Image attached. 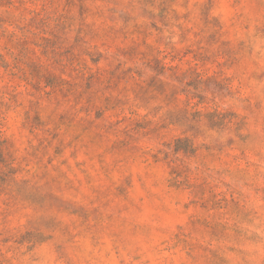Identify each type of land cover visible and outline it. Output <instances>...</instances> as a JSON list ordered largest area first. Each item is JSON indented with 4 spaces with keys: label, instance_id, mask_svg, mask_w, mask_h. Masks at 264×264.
<instances>
[{
    "label": "rangeland",
    "instance_id": "obj_1",
    "mask_svg": "<svg viewBox=\"0 0 264 264\" xmlns=\"http://www.w3.org/2000/svg\"><path fill=\"white\" fill-rule=\"evenodd\" d=\"M0 264H264V0H0Z\"/></svg>",
    "mask_w": 264,
    "mask_h": 264
}]
</instances>
